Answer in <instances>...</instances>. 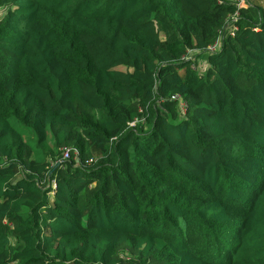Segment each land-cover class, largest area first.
<instances>
[{
    "label": "trees",
    "instance_id": "16d2710c",
    "mask_svg": "<svg viewBox=\"0 0 264 264\" xmlns=\"http://www.w3.org/2000/svg\"><path fill=\"white\" fill-rule=\"evenodd\" d=\"M243 3L0 0V264H264V0Z\"/></svg>",
    "mask_w": 264,
    "mask_h": 264
},
{
    "label": "built area",
    "instance_id": "2783aa9c",
    "mask_svg": "<svg viewBox=\"0 0 264 264\" xmlns=\"http://www.w3.org/2000/svg\"><path fill=\"white\" fill-rule=\"evenodd\" d=\"M238 5H239V6H243V5H244L243 0H238ZM233 30H235L234 27H233V29L231 30V34H233V33H232ZM217 47H218V43L216 42V43H214L213 45L209 46V47H208V50H215V49H217ZM184 57H185V58H189L188 55H185ZM203 62H204V61H203ZM204 63H205V62H204ZM192 66H193V68L195 69L196 66H194V65H192ZM205 67H206V64H205L204 68H205ZM204 68H203V69H204ZM173 99H174V100H178L179 103H180V109H183V107H184V103H183L182 101H180L179 96L175 95V96L173 97ZM132 124H133V122L130 123V125H132ZM77 156H78V151H77L76 148H72V147H69V146H65V147H63V148L61 149V160H68V159H70V158L77 159ZM55 187H56V186H55V183H52V189H55Z\"/></svg>",
    "mask_w": 264,
    "mask_h": 264
},
{
    "label": "rangeland",
    "instance_id": "374dc122",
    "mask_svg": "<svg viewBox=\"0 0 264 264\" xmlns=\"http://www.w3.org/2000/svg\"><path fill=\"white\" fill-rule=\"evenodd\" d=\"M196 53V52H194ZM198 59V58H197ZM196 67H197V71L200 72L203 70L204 66H205V63L203 62L202 58H199L197 61H196Z\"/></svg>",
    "mask_w": 264,
    "mask_h": 264
}]
</instances>
